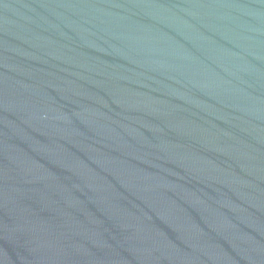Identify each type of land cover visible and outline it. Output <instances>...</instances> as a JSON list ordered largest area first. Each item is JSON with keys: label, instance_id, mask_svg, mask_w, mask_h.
Segmentation results:
<instances>
[{"label": "water", "instance_id": "water-1", "mask_svg": "<svg viewBox=\"0 0 264 264\" xmlns=\"http://www.w3.org/2000/svg\"><path fill=\"white\" fill-rule=\"evenodd\" d=\"M0 264H264V0H0Z\"/></svg>", "mask_w": 264, "mask_h": 264}]
</instances>
